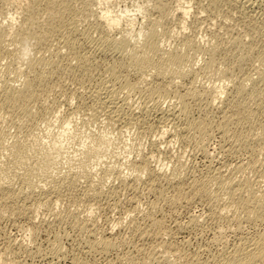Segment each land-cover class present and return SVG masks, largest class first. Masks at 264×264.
<instances>
[{"label": "rangeland", "instance_id": "374dc122", "mask_svg": "<svg viewBox=\"0 0 264 264\" xmlns=\"http://www.w3.org/2000/svg\"><path fill=\"white\" fill-rule=\"evenodd\" d=\"M176 1L178 0H109L108 4L106 5V0H0V31L6 30L8 32L7 36H5L3 39L4 40L3 44H5V41H6V45L8 44L7 48H9L11 51L8 55H5L6 53L2 54V56L5 59L2 58V56L0 57V59H3L2 61L0 60V70L4 68L6 69V66L7 67L10 66L9 68H11L10 70L9 68H7L8 70L7 69L2 70L0 73L1 75L2 74L4 75L2 76L0 75L1 78L9 79L12 76V78L13 77L15 78V80L13 78L14 83H16V85L18 84L17 87L18 86L22 87L21 83L24 82L23 81L24 79H26L27 77L30 78L31 76L37 77L40 75L39 73H41L40 71L41 67H44L43 69L46 70V72H48L47 73L48 75L47 77H45V80H44L45 84L41 85L42 87H39V86L37 87V88H41L42 91L41 89H36V91L39 90V92H42V93L37 92L38 93L37 98L39 99L36 98L35 101H32V103L31 102L29 103L31 110L37 107V109L35 108L33 111L35 110H36L35 112L38 111L37 112L38 114H40L39 112L41 111L43 112V110L44 111L46 110L45 112L46 114H44L46 118L41 114L40 115L36 114L35 116L37 117L34 116L36 119H29V116H27L28 114H25V117H24V113L15 112L14 114H11L12 113L11 112L9 114H6L9 111H7L5 107L0 106V113H1L0 114L1 116L0 117V139H1L0 142L3 141L0 144L5 143L4 146L0 147V150H1L0 153L2 152L0 154V167H1L0 168V182L4 184H11L12 188L14 187L15 190L18 189L19 191L18 190L17 191L19 192V197H18L20 201L19 203L23 204L22 206H24V207L21 206L22 213L12 212L13 213L12 214L11 212L6 211V214L8 215L4 214L3 216H1L5 212L1 213V211H3L2 210L3 201L0 197L1 199L0 201L2 202L0 203V209L2 208L0 210V258L4 259L6 264H11V262L13 264H81V263L82 264H85V263L86 264H156L157 262H158L157 264H182V262H184L183 264H187L188 261H191L193 264H195L196 262H198L199 264H205L207 262H211L215 254L216 256L214 257L213 260L218 259L220 257L221 258L224 257V255H226L225 252L228 253V251L231 250L233 244L236 243L237 234L235 233V229L237 226L240 227L239 229L243 228L242 230H240V235L242 236L251 237V235L253 234L254 235L262 234V233L264 234V228H263L264 223L258 220L256 221L252 213L248 214V212H245L239 206V200L242 197L243 198L245 197L246 199H248L249 203L251 202L252 205L254 204L253 206H255L256 203L259 201H260L259 203L261 204L263 203L264 205V195H262L264 194V169H263L264 168V147H263L264 146L263 145L264 144V139H263L264 138V132H263L264 122H262L264 121V118H262L264 117V111L262 110L263 108L262 109L260 108L261 105L262 106L264 105L260 102L262 101L264 103V89H263L264 88L263 86L264 85V80H263L264 79V0H249V1L248 0H227V1L226 0H219V1H216V0H200V1L199 0H183L185 1V5L190 8V14L186 18L185 21H183V19L180 16H178L176 13L173 12V10L176 7ZM137 3L139 4L142 10L140 11V13L136 14L132 28L135 31H137L139 30L140 27L141 28L143 27V30H146L149 27H156V26L159 27L160 26L161 28L159 27V30H158L159 33L164 32V33H161L160 35L163 34L164 37L168 38L165 41L166 38L163 37L162 39V36H160L161 38L160 40L165 41L163 42L165 43L164 45L162 43V46H164L163 47L164 52L167 50L174 52L175 49L172 47H175L176 48L175 52L182 55L184 60L185 59L188 60V61L186 60L184 61L183 66L177 67V65L175 66L173 63L171 65L170 62H169L170 64L168 65V62H166L164 66L166 65L169 66L167 67V71H166V67H164L165 71L162 76L157 77V78L154 76L152 77L149 76L150 78L149 79L148 76L146 77L147 74L143 76L145 73L144 71L141 72L142 70L139 71L138 69L134 70V67L132 69V66H130L129 68L127 67L129 65H126L129 63L131 59L129 57L131 56V54L129 55V53L134 54V56L140 55L142 52L141 46L140 48H138V49H141V51L136 49L135 53L137 54H135L133 53L134 51L131 48H125V50H123V48H120L118 46L117 47L115 46L116 47L115 49L113 46H109V48L106 47L107 49L96 47L97 49H100L98 51L96 50V48H93V47L91 48V45L87 43L86 44L84 43V47H86L89 51L84 47L81 49H84L85 51L88 52L87 53L88 54V60H87L88 64L82 65L77 62L76 58L74 60V56H72L73 54L69 52V50L65 49L62 46L63 43L61 42L63 40V37L65 35H69V34H65L67 32L66 28L64 29V27H61L55 32L57 36H60V37L62 36L61 37L62 40L56 35L52 36L49 34V37L52 36V38H54V39H49V37L46 36L47 34L46 35L43 34L44 33L43 30H45L46 27H48L54 21H58L57 20L58 17L67 18V16L70 14V17L75 16L71 18L73 20L72 21L73 25L76 29V33L73 34V37L79 35V37L77 38L82 39L86 32L90 36V38L93 37L92 38L93 40L104 38V36L105 38L111 37V36H115L119 38L122 35V33L124 34L126 33L125 32L126 30L128 31L130 29L129 28L130 26L128 25L129 26L128 27L124 21H121L120 24L116 26L117 28L113 30H108L109 32L106 31L105 26L104 28H102V27H99L100 25L95 24V23H97V20L99 19L100 14L102 13L103 9L106 6H109V7L112 6L113 8L115 7L114 10H117L119 8H124V6L126 5V7H128L130 10H135ZM162 7L165 9V11ZM168 7L170 8L167 9ZM65 8L68 10L65 11ZM167 10H169L170 13L167 14V16H164V14L168 13ZM75 22H79V23H75ZM164 22H166L167 26H165ZM154 23L156 24V26L154 25ZM160 24H162V26ZM39 29H42V30H39ZM78 29L79 31H77ZM86 29L89 31H86ZM163 29L167 30V32L164 31ZM168 29L170 30V32ZM37 31L38 33L40 32L39 35H42V36H38ZM58 31L60 33H58ZM62 32L63 33L65 32L64 35L62 34ZM168 33L170 34V37H168L169 36ZM167 34L168 36H166ZM39 37L40 39L41 37H43L42 38L43 40H40ZM185 39L188 43H186ZM53 40L54 42H57L58 44L56 43L54 45ZM141 40L144 41L143 38H141ZM182 41H185L186 44H183ZM46 42H48L49 44ZM50 42L52 44H50ZM191 42L193 43L190 44ZM48 46L51 47L53 50L48 51ZM26 47L32 49L31 57L43 56L42 52H45V48H46L47 49L46 51H48V53L45 52L46 54L43 56L44 59L47 60L48 58L47 61H49V59H52V58L55 59V54H56V56L58 55L57 56L58 58H56L55 60H57V62L61 66H59L58 69H54V67H52L49 64H47L49 65V68L46 67V64H45L44 66L36 67L37 69H34L35 71L28 70L29 72H27L26 68L28 66L29 59H25L20 62L19 59L17 58L18 53H21ZM55 47L58 48L57 50L59 49L61 50H59L58 52L56 51ZM177 47H180L179 48L180 50ZM118 48H120L121 51L122 50L123 51L118 52L117 51ZM169 48H172L174 50H171ZM111 49H114V50L111 51ZM244 49L245 51H243ZM37 51L39 52L41 51L42 54ZM60 51H62L61 54H60ZM91 51H93L92 52L93 54L91 53L93 57L90 55ZM36 52L37 54L39 53L40 55L35 54ZM67 54L68 56H66ZM70 56H72V58ZM59 57L61 58L63 57V58L60 59ZM124 58H126L127 60ZM207 58L208 59L210 58L211 60L210 59L209 60L212 61L213 64H211L210 62L211 65H209ZM60 60L62 61L60 62ZM232 60L234 62H232ZM229 61H231V63L233 64L235 63L234 64L235 66L231 64ZM90 62H92V64ZM121 62H123V65ZM184 64L186 66H184ZM204 64H207V66L209 65L208 67L216 66V68L212 67L213 69L214 68L215 69L213 70L211 68L212 70L210 71L208 70L210 68H208ZM118 65H120V67ZM203 65H204V68H203ZM66 66L68 67L70 66V67L68 68ZM87 66L89 68H87ZM111 66L112 67L116 66L118 69L111 68ZM122 66L124 68H122ZM179 67H182V68H179ZM205 67L208 69H205ZM45 68H48V70ZM173 68L176 70L182 69V71H180L181 72L180 77L182 76L181 78L179 77L177 73H175ZM63 69L66 70V72ZM36 70L40 72H37ZM53 70L55 71L53 72ZM113 70L118 74V76H120L121 74L119 79L121 77L123 79H120V81L118 79L117 82L110 79L109 72L112 73ZM3 71L9 72V73H5ZM30 71L32 72L31 75L29 74L31 73ZM49 71L51 73H49ZM82 71L84 74H82ZM172 71L174 72V75H172L173 74ZM208 71L210 73H208ZM11 72L15 74H12ZM67 72L69 73L67 74ZM189 72H192V73H189ZM19 73H20V76L17 77ZM26 73L28 75L27 77H26ZM33 73H36V74H33ZM53 73H55L56 75ZM169 73H171V75ZM247 73H249L250 75ZM6 74H9L10 76ZM182 74L183 75L185 74L186 76H183ZM104 75H106V78L108 77V79H106ZM141 76L148 78V82L143 83L142 82L143 79ZM226 76L229 78L228 79L229 81L228 80L226 81L227 79ZM172 78L175 80L174 81L171 80ZM246 78H249V79H246ZM223 79L226 81L225 82L226 84L228 82L229 83L227 85L224 83L228 87H225V91L220 97V99L219 98L215 99L214 97L216 94L214 93H213L214 95H212L210 98H207L205 91H204L205 88H207V86L211 87L212 84L213 86L214 84H217V83L221 84L222 83L221 81H224ZM102 80H106L107 84H109V86H113L114 88L116 87L120 88V85L118 84L123 83V86L121 85L122 87L118 91V93H120L119 96L121 99L122 97L123 99L125 98L126 101L130 103L129 104L130 108L133 109L135 114L138 113L137 117L141 116V118L138 119V123L135 122L136 124L135 123L125 124V122L122 119L119 120V119H116L115 117H109V116L107 117L106 111L104 109H101L100 104L95 105V102L97 101H95L93 97L91 98V96H93L94 89H96L98 86V83H100L99 81H102ZM111 81L114 83H112ZM125 81H127L126 83L128 84L124 83ZM138 81L142 83H139ZM157 81L158 82L160 81L159 82L160 87H166V88L169 87L167 89L168 90L171 89L170 91L172 93H170V91L167 90L168 91L167 93H169L168 95H166L167 93L163 94V96L159 94H155V97L154 95H151V97H149L150 100H148L149 98L145 99L146 94L143 92L144 91L143 89L145 88V91H146L147 90L146 88L154 87L158 85ZM171 81L172 83H169ZM217 81H220V82H217ZM135 83L137 85L140 84L142 89L140 88V86L135 85ZM150 84H152V86H150ZM237 85H243L244 87L241 93L239 94V96L237 95V99L247 98L249 101L245 99V100H242V101H246L243 103L241 102V100L236 99L235 91H236V88L238 87ZM44 87H47V88H44ZM186 88L188 91L186 90ZM138 89H141L142 91ZM254 90L256 93L254 92ZM43 91L44 92L46 91V92L43 93ZM140 91L145 96H143V94ZM175 91L177 92L179 91L180 93H177ZM195 92H197V95ZM246 92H248L249 94ZM242 93L243 95H245L244 97L242 96ZM89 94L91 95L89 96ZM173 94L175 95L176 101L174 100ZM252 94H255V95H252ZM79 95L81 97H79ZM177 95L178 97L179 95H181L183 96V98L186 97L187 95V98H184L186 100L187 110H189V108L190 110H192V111L189 110L190 113L188 112V115L186 116L180 115L179 118L181 119L176 118L175 122L174 120L169 122L168 120H163L164 118H159V117H163V115L160 112H157V111L152 112L154 110L153 108L154 105L157 103L158 104L161 103L160 105L162 107H166V105L170 103L175 104L174 106L176 108L177 104L180 105L179 98L176 97ZM142 96L144 97V99ZM167 96H169L168 99H167ZM158 97L160 98V100ZM162 97L165 100H162ZM170 97H173V98H170ZM195 97L196 99H194ZM82 98H85V99L83 100ZM230 98L233 99V101ZM161 100L162 102H160ZM187 100H188V103H187ZM91 101L94 102L93 103L94 105L91 103ZM234 101L235 102L240 101V103H242L244 106L246 105L243 111L246 110L244 112H247V113H243V115H241L242 117L240 115H237L236 117L233 114V122L229 125L230 127L228 126L226 129L222 130L220 127V123H221L220 121L221 119H223L222 118L223 115L229 116L234 112L233 104L231 105V103ZM226 102L227 103L230 102V103L225 104ZM33 104H34V107H33ZM178 105L176 109L179 108ZM228 105H229V108H228ZM97 106L100 108H98ZM141 108L144 109L143 111L141 110L142 113L140 112ZM258 109H260L261 111ZM56 112L58 113L56 114ZM144 112H146V114ZM205 112L206 113L209 112L208 115ZM51 114L53 116H51ZM259 115L261 117H259ZM12 116L14 118V121L12 119ZM204 116H205V119H204ZM8 117L9 118L11 117V118L9 119ZM196 117L198 119L201 118L199 120H202V119L208 120L207 118H209L210 119L209 122H214V123H211L213 127H215V123H217L215 128L211 127V131L212 130L214 131L213 132L210 131L212 135L210 137L211 139L207 141L208 143L207 142L205 143V147L203 149L201 148V146L199 147V145L197 144L198 137L196 136V132H194L193 130H189L186 127L187 122L189 120L187 118H190L189 121H194ZM17 118L18 120H16ZM25 118L26 119L28 118L29 122L25 121L26 120ZM86 118L89 119L88 121L90 122H88ZM142 118L146 119L144 120L145 122L142 121ZM240 118H243V119H240ZM96 119H99V120H96ZM198 119L195 121H198ZM237 119H239L240 122H238L239 120ZM15 120L17 122H15ZM67 120H71V122L69 123V126L67 127L69 128L72 127L71 130L73 132L75 130L74 139L72 138L73 140L71 139L69 142L68 141L63 142L64 144H66L63 146L64 151L61 150L62 152L60 153V155H58L60 157L58 156L55 157L53 153L49 152L50 150L48 148V144L50 141L54 139V137L58 138V136L61 133L62 127H65L66 124L69 122ZM241 120L242 121L244 120V121L242 122ZM249 120L251 121L249 122ZM159 122L160 124L161 123L163 124L160 125ZM166 122L168 123L166 125L168 133L166 134L167 136L164 135V137L162 138V141L165 139L167 141H170L169 142L170 144H168V148L164 147L165 146L164 143L163 145L159 144V146L160 145L162 146H160V151L156 152L157 150L155 148H151L152 147L151 141L154 139V137L159 136V133L162 130L161 128L164 124H166ZM241 122L243 123V125ZM259 122L261 124H259ZM179 124L181 125L179 126ZM182 124H184V126ZM42 126L48 127L49 131L47 130V128L42 127ZM78 129L81 131H79ZM258 130H261V131H258ZM92 131L93 133H91ZM187 132H189L190 134ZM97 133L99 135H104L103 142H106V144L103 142L101 143L99 142L100 140L98 141L96 139H94L95 143H92L94 142V140L91 137L94 138V135H96ZM220 133H222L221 134L222 137L219 136ZM223 134H226V135L223 136ZM191 135L192 136L194 135V137H192ZM236 136L237 137L242 136V137H240V139L239 138L236 139L237 138ZM84 138H86L87 142L85 141L84 144H82L83 143L82 140H85ZM243 138H246V139H243ZM88 141H91L90 142L91 145ZM109 141L112 143L114 142L115 144L113 143L114 145L110 144L109 146V144H107L109 143ZM221 142L223 145L221 144ZM85 143L86 144L89 143L88 144L89 147H87L88 145L86 146ZM96 143L99 146L96 145ZM81 144L83 147L86 146L84 148L86 152L82 150L83 151L82 156H85V157L80 158L81 160L79 159V160L73 161L74 162V163L72 162L73 164L68 163L67 164L68 167L66 165L63 167H60L62 164H65V163H62V159H65L64 157H66L68 154L71 155L70 152H72V150L79 149ZM93 144L95 145L96 148H94ZM230 144L232 145L230 146ZM12 145L13 146L17 145L15 148H18V150L12 149L14 148L12 147ZM250 146H253L252 148L254 149L252 150ZM19 147L21 150L23 149L22 151H24V153L19 149ZM87 148H90V150H88ZM128 148L131 150V153L129 154V159L131 161H135V159L139 158L141 155L150 153L151 152L150 150H152L153 151L152 153L154 155V158L152 160L154 161H152L151 163L157 168L160 167V172H161L160 174H162L159 176L160 178L159 177L155 178L154 176L150 177L148 174L146 175V173L143 172L141 174V179L142 178L143 179L142 180L140 179V181H138L139 184L135 183V186H134V184H132L134 182H131V181H128V185L121 184L116 179V176H117L116 174H119V173H122L121 175L130 174L128 176L129 180H131L130 178H132L134 175V174H131V171H128V167L126 166V163H123L121 161L122 160L121 157L124 155L123 153H125L126 149ZM221 148H225V149L223 150ZM153 149H155L156 151ZM203 150H205L206 152L204 153ZM12 151H13V154H12ZM36 151L40 152V154L37 153ZM15 152H17L18 154ZM8 153H10L9 154L10 156H8ZM50 154H52L51 155L52 157L50 156ZM26 155L28 156L30 155V157ZM136 155H137V158H136ZM119 157L121 158V160ZM116 159L117 160L119 159L118 162L120 166H122L120 170L118 169L117 171H116V168H114L118 164ZM139 159H137L136 161H139ZM101 161L104 164H102ZM96 162L101 163L99 167L101 166L105 167L106 165L112 164L110 167L109 166L108 167L109 169L111 167L113 168L110 169L109 173L107 172L108 174L103 173L102 172L103 168L96 170L93 167L94 165H96L95 164ZM256 162L257 164H255ZM181 164H183V166ZM208 164H209V167H208ZM90 168H92V170ZM83 169L84 170L86 169L88 174L85 171L86 175L84 174L85 176H83L82 179H80V182L76 184L75 187H69L67 186V184H65V182L67 183L68 178H70L74 174L75 176L78 174L79 175L83 174L82 172ZM112 170H115V171L112 172ZM177 172H178V175L176 174ZM164 173L167 175H165ZM169 173L171 174L175 173L177 176L175 180L170 184L167 183V180H165L166 176L171 175ZM162 176L164 178H162ZM204 176H208L212 178L211 179L207 177L205 178ZM213 176H216V178ZM63 178H66V181H64L65 179L63 180L64 182L62 181L63 185H61L62 182H60L61 187H60V190H58V192L60 193L52 192L51 189H49L51 188V184L56 179H57L56 181H59V180L61 181ZM87 178L92 179V181L91 182L87 181ZM199 180L200 182H198ZM222 180H225V181L223 182ZM95 181H97L98 184ZM205 181H207V183ZM25 182L27 183L29 182V184L33 182V184L35 183L37 186L42 187L44 189V191H42L43 193L41 192V190L40 191L37 190V192L35 191L36 194L32 192L30 193L29 192L30 190L26 186L27 183ZM196 182L198 183L203 182L204 187L207 189L206 190L207 192L204 195H201L200 197H199L200 194L195 193L193 189L194 188L193 185L196 186L198 184ZM227 182H229V184ZM83 184H85V186ZM247 184L250 187H248ZM122 185L127 186V187H123ZM62 186H65L66 188ZM88 186L90 187L88 188ZM234 186H237V187H234ZM239 186L242 188H240ZM179 187H181L185 191L186 195L187 194L188 195L186 196L183 190ZM232 187L236 189L233 188V190H231ZM221 188L223 189L221 190ZM69 189L71 190L69 191ZM87 189L89 191H87ZM83 190H86V191H83ZM225 190L226 191L228 190V191L226 192ZM38 191L40 192L39 194H37ZM65 191H68V192H65ZM230 191L231 192L233 191V192L231 193ZM87 192L89 193L88 195H87ZM84 195H87L88 197ZM229 195L231 196L229 197ZM258 196L261 198L256 199L258 198ZM230 200H232L233 203L232 201L230 202ZM22 202H24L25 204ZM151 203L155 205V208H153L154 210L151 209L152 207H154ZM227 204H229L230 207ZM231 204L232 205L234 204V205L232 206ZM24 210L25 211L29 210V211L25 212ZM66 213H68L69 215ZM60 214L62 216H59ZM85 214H87L88 216H86ZM152 214H153V217L151 216ZM57 216L60 218L63 217V219L57 218ZM195 216L198 218H196ZM243 216H245L246 220H244L245 218ZM65 217L69 219L70 221L67 220ZM86 217L89 218V221L87 223L85 221ZM31 218H33L32 221H31ZM190 218L193 222L195 220L196 222L193 223L192 221H188ZM57 219H60L61 221ZM73 219L75 220L76 223H72L74 222ZM77 219L78 221L82 219L84 220L85 223L82 220L80 221L81 222L80 223L77 221ZM154 222H156L157 224L161 223L162 226L161 224H159L158 226H155ZM247 222H248V225H247ZM252 222L254 225L252 224ZM77 223H80V224H77ZM138 223L141 224V227H140V224ZM188 223H190L191 226ZM230 223L232 225H230ZM239 224H241V226ZM32 231L35 232V234L32 233ZM91 232L93 235L91 234ZM89 238L92 241H89L90 240ZM100 239H108V240L113 239V241L111 242L112 243L114 242V244H116V247H119V248H116L115 246H113L112 248L114 249H111V251L106 252L107 254L106 253L104 254L103 252H99L100 255L96 254V252L98 251L91 250L90 245L92 244V242L96 240H100ZM226 239H227L226 242L229 243L227 244L228 246L226 245V243L223 242ZM232 241H234V243ZM54 247H56L57 249H55ZM50 248L51 250H49ZM166 248H169V249H166ZM58 249L60 253L58 252ZM221 249L222 250L224 249V251H222ZM52 250L54 251V253ZM55 250L57 251L55 252ZM86 252L88 254H86ZM197 255L198 257H195ZM188 256H191V257H188ZM195 259H198V261L196 260V262H194ZM199 259L200 260L205 259L203 260L205 262L200 261ZM149 260H152V261H149ZM155 261L157 262L155 263Z\"/></svg>", "mask_w": 264, "mask_h": 264}, {"label": "bare ground", "instance_id": "6f19581e", "mask_svg": "<svg viewBox=\"0 0 264 264\" xmlns=\"http://www.w3.org/2000/svg\"><path fill=\"white\" fill-rule=\"evenodd\" d=\"M200 1V0H199ZM216 1H219V0H216ZM227 1V0H226ZM249 1V0H248ZM108 2H109V0H106V5L108 4ZM186 2H188V1H186ZM225 2V1H224ZM209 3H210V1H209ZM232 3V2H231ZM243 3V2H242ZM248 4V3H247ZM215 5V4H214ZM218 7H220V6H218ZM115 8V7H114ZM114 8L111 6V7H109V6H106L104 9H103V11H102V13L100 14V16H99V19L97 20V23H95V24H98V25H100L99 27H102V28H104V26H105V28H106V31H108V30H113V29H115V28H117L116 26H118L119 24H120V22L121 21H124L125 23H126V25L130 28H127V29H129L128 31L126 30H124L126 33H122V35L118 38V37H115V36H111V37H106L105 38V36H104V38H100V39H98V40H93L92 38H90V36L85 32V34H84V37L82 38V39H78L77 37H79V35L78 36H74L73 37V34L74 33H76V29H75V27H74V25H73V20L71 19V18H73V17H75V16H72V17H70V14L67 16V18H64V17H58L57 18V20L58 21H54L52 24H50L48 27H46V29L45 30H43V34H47L46 36H48L49 37V34L50 35H56V31L58 30V29H60L61 27H64V29L66 28L67 29V32L65 33V34H69V35H65L64 37H63V40H62V36L60 37V36H57V37H59V38H61V40H62V42L61 43H63V47L65 48V49H67V50H69V52H71L73 55L72 56H74V60H75V58H76V60H77V62L79 63V64H82V65H85V64H88L87 63V60H88V52L87 51H85L84 49H81V48H83L84 47V43L86 44H89V45H91V48L93 47V48H96V47H99V48H102V49H104V48H106V47H108L109 48V46H113L114 47V49L118 46V47H120V48H123V50H125V48H131L134 52L133 53H135V50L137 49V50H140L141 51V49H142V52H141V54L140 55H135L134 56V54H132V53H129V55L131 54V56H133V57H131V56H129L131 59H130V61H129V63L128 64H126V65H129V66H127V67H129L130 68V66H132V69H133V67H134V70L135 69H138L139 71L140 70H142L141 72H145L144 73V75L143 76H145L146 74V77L148 76V78H149V76H154V77H160V76H162L163 75V73H164V71H165V69H164V67H166V71H167V67H169V66H164V64H166V62H168V65L171 63V65H172V63L176 66L177 65V67L178 66H183V63H184V61L186 60H184V58H183V56L182 55H180L179 53H177V52H175V50H176V48L175 47H172V48H174V49H172V48H169V49H171V50H174V52L173 51H169V50H167V51H165L164 52V49H163V47L164 46H162V43L163 42H165L168 38L167 37H164L163 36V34L162 35H160L161 33H164V32H161V33H159V27H157L156 26V24L154 23V25L156 26V27H149V28H147L146 30H143V27L141 28H139V30H137V31H135L132 27H133V24H134V18L136 17V14L137 13H140V11L142 10L141 9V7L139 6V4L137 3L136 4V8H135V10H130L128 7H126V5L124 6V8H119V9H117V10H114ZM163 8V7H162ZM170 7H168L167 9H169ZM209 8V7H208ZM240 8V7H239ZM164 9V8H163ZM207 9V8H206ZM68 9H66L65 8V11H67ZM213 10V9H212ZM211 10V11H212ZM164 11H165V9H164ZM168 11V13H166V14H164V16H167V14H169L170 12H169V10H167ZM210 11V12H211ZM173 12L174 13H176L178 16H180L182 19H183V21H185L186 20V18L189 16V14H190V8L188 7V6H186L185 5V1H183V0H178V1H176V7H175V9L173 10ZM75 14V13H74ZM247 17H248V15H247ZM75 23H79V22H75ZM165 23V26H167L166 25V22H164ZM158 24V23H157ZM249 24V23H248ZM161 26H162V24H160ZM75 26H77V25H75ZM164 26V25H163ZM164 26V27H165ZM76 28H78V27H76ZM158 28V29H157ZM161 28V27H160ZM163 28V27H162ZM253 28V27H252ZM63 29V30H64ZM85 29V28H84ZM89 29V28H88ZM92 29H94V28H92ZM145 29V28H144ZM39 30H42V29H39ZM90 30V29H89ZM89 30H87L86 29V31H89ZM160 30H162V29H160ZM164 30V29H163ZM169 30V29H168ZM77 31H79V29L77 30ZM84 31V30H83ZM123 31V32H124ZM164 31H166L167 32V30H164ZM91 32V31H90ZM109 32V31H108ZM169 32H170V30H169ZM7 31L5 30V31H0V57L2 56V54H5V55H8L11 51H10V49L9 48H7L8 47V44L6 45V41H5V44H3V39H4V37L5 36H7ZM37 33H38V31H37ZM40 33V32H39ZM39 33H38V36H42V35H39ZM41 33V34H42ZM55 33V34H54ZM58 33H60L59 31H58ZM64 33L62 32V34L64 35ZM100 33V32H99ZM62 34H60V35H62ZM101 34V33H100ZM169 34V33H168ZM168 34L166 35V36H168ZM81 35V34H80ZM36 36V35H35ZM52 36L51 37H49V39H54V38H52ZM160 36H162V39H163V37L164 38H166L165 39V41H161L160 39ZM172 36V35H171ZM76 37V38H75ZM168 37H170V34H169V36ZM177 37V36H176ZM43 37H41V39H40V37H39V39L40 40H43L42 39ZM141 38H143V40L144 41H142L141 40ZM45 39H46V37H45ZM97 39V38H96ZM187 39H189V38H187ZM57 40V39H56ZM60 40V41H61ZM36 41H38V40H36ZM45 41V40H44ZM43 41V42H44ZM143 43H142V42ZM185 41H186V39H185ZM185 41H182L183 42V44H186V43H188L187 41H186V43H185ZM53 42H54V40H53ZM142 44H141V43ZM45 43V42H44ZM46 43H48V42H46ZM57 42H54V45L56 44ZM139 43V44H138ZM193 42H191L190 44H192ZM219 43V42H218ZM49 44V43H48ZM50 44H52L51 42H50ZM58 44V43H57ZM165 43H163V45H164ZM182 44V43H181ZM182 44V45H183ZM60 45V44H59ZM194 45H195V43H194ZM40 46H41V44H40ZM50 46V45H49ZM48 46V51H51V50H53L51 47H49ZM52 46V45H51ZM116 46V47H115ZM140 46L142 47L141 49H138V48H140ZM43 47V46H42ZM57 47H59V46H57ZM57 47H55V49H56V51H58L59 52V50H61V49H59V50H57L58 48ZM166 47V46H165ZM186 47V46H185ZM193 47V46H192ZM191 47V48H192ZM51 48V49H50ZM54 48V47H53ZM84 48H86V47H84ZM120 48H118V49H120ZM178 49L180 48V47H177ZM39 49H41V48H39ZM50 49V50H49ZM87 49V48H86ZM107 49V48H106ZM114 49H111V51L112 50H114ZM117 49V51L119 52V51H121V49L120 50H118ZM47 49L45 48V52L46 53H48V51H46ZM88 50V49H87ZM93 50H95V49H93ZM96 50H100V49H97L96 48ZM122 50V51H123ZM131 50V51H132ZM165 50H166V48H165ZM180 50V49H179ZM248 50V49H247ZM44 51V50H43ZM89 51V50H88ZM105 51V50H104ZM108 51V50H107ZM121 51V52H122ZM169 51V52H168ZM184 51V50H183ZM213 51V50H212ZM243 51H245V49L243 50ZM32 49L31 48H28V47H26L21 53H18V56H17V58L19 59V61L21 62L22 60H25V59H29V62H28V66H27V72H29L28 70H34V69H37L36 67H39V66H44L45 64H46V67H48L49 68V65H51L52 67H54V69H58L59 68V66H61L58 62H57V60H55L56 58H58L57 56H56V54H55V59H49V61H47L48 60V58H47V60L46 59H44V55L46 54L45 52H42L43 53V56H33V57H31L32 55ZM37 52H39V51H37ZM37 52L35 53V54H37ZM58 52H56V53H58ZM61 52L62 51H60V54H61ZM93 51H91L90 52V55H91V53H92ZM116 52V51H115ZM121 52H120V54H121ZM139 52V51H138ZM180 52V51H179ZM39 53H41V51L39 52ZM37 54V55H40V54ZM41 53V54H42ZM51 53V52H50ZM68 53V52H67ZM95 53V52H94ZM181 53V52H180ZM182 53H184V52H182ZM190 53V52H189ZM194 53V52H193ZM216 53H218V52H216ZM227 53V52H226ZM53 54V55H54ZM70 54V53H69ZM93 54V53H92ZM135 54H137V53H135ZM4 55V56H5ZM34 55V54H33ZM89 55V56H90ZM124 55V54H123ZM185 55V54H184ZM51 56V55H50ZM66 56H68V54L66 55ZM72 56H70L71 58H72ZM92 56V55H91ZM188 56V55H187ZM186 56V57H187ZM204 56V55H203ZM240 56V55H239ZM93 57V56H92ZM210 57V56H209ZM216 57V56H215ZM2 58H4L3 56H2ZM51 58V57H50ZM60 59H62L61 57H59ZM211 58V57H210ZM209 58V59H210ZM223 58V57H222ZM228 58H229V56H228ZM228 58H226V59H228ZM5 59V58H4ZM91 59H93V58H91ZM124 59H126V58H124ZM124 59H122V60H124ZM208 59V58H207ZM208 59V62H209V65H211V64H213V62L212 61H210ZM224 59V58H223ZM233 59V58H232ZM1 61L3 60V59H0ZM46 60V61H45ZM67 60H69V59H67ZM67 60H65V61H67ZM73 60V59H72ZM127 60V59H126ZM204 60H206V59H204ZM218 60V59H217ZM225 60V59H224ZM62 60H60V62H61ZM186 61H188V60H186ZM238 61V60H237ZM71 62V61H70ZM124 62V61H123ZM123 62H121L122 63V65H123ZM170 62V63H169ZM210 62H211V64H210ZM230 63H231V61H229ZM232 62H234L233 60H232ZM77 63V64H78ZM91 64H92V62H90ZM93 63H95V62H93ZM121 63H119V64H121ZM125 63H127V62H125ZM186 63V62H185ZM188 63V62H187ZM3 64H5V63H3ZM47 64H49V65H47ZM75 64V63H74ZM197 64V63H196ZM231 64H233V63H231ZM235 64V63H234ZM233 64V65H234ZM241 64V63H240ZM63 65V64H62ZM94 65V64H93ZM115 65V64H114ZM125 65V66H126ZM170 65V66H171ZM173 65V66H174ZM190 65V64H189ZM204 65H206L207 66V64H204ZM204 65H203V68H204ZM208 65V66H209ZM214 65H216V64H214ZM220 65V64H219ZM6 66V65H5ZM80 66V65H79ZM119 67H120V65H118ZM172 66V67H173ZM184 66H186L185 64H184ZM207 66V67H208ZM229 66V65H228ZM231 66V65H230ZM235 66V65H234ZM10 66H6V69L7 68H9ZM64 67V66H63ZM66 67H68V66H66ZM70 67V66H69ZM68 67V68H69ZM73 67V66H72ZM83 67H85V66H83ZM91 67H93V66H91ZM97 67V66H96ZM177 67H175V68H177ZM212 67H215L216 68V66H212ZM212 67H208V68H210V69H208V68H206L205 67V69H208V70H212L213 68ZM241 67H243V66H241ZM44 67H41L40 68V71H41V73H39L40 75L39 76H37V77H34V76H31L30 78H28L27 76V73H26V77L28 78H26V79H24L23 81V83H21L22 84V87L21 86H18L17 87V85H16V83H14V80H15V78H14V80H13V78H12V76H11V78H5V79H2L1 78V76L2 75H4V74H2L1 75V73H0V106H3V107H5L6 109H7V111H9V112H5L6 114H9V113H11V114H14L15 112H18V113H24V117H25V114H28L27 116H29V119H36L35 117H37V116H35L36 114L37 115H43L44 117H45V115L44 114H46L45 112H46V110L44 111L43 110V112L41 111V112H39L40 114H38L37 112H35V111H33L35 108L37 109V107H35L33 110H31V108H30V106H29V103L31 102L32 103V101H35L36 100V98H37V95H38V93L37 92H39V90L38 91H36V89H41V88H37L38 86L39 87H42L41 85H43V84H45V82H44V80H45V77H47V73L48 72H46V70H44L43 69ZM48 68H45V69H47L48 70ZM62 68V67H61ZM77 68V67H76ZM79 68V67H78ZM87 68H89L88 66H87ZM111 68H117L116 66H114V67H112L111 66ZM122 68H124L123 66H122ZM179 68H182V67H179ZM189 68V67H188ZM203 68H201V69H203ZM212 68V69H211ZM214 68V69H215ZM232 68H234V67H232ZM5 69V68H4ZM4 69H1L0 70V72L2 71V70H4ZM5 69V70H6ZM11 68H9V70H10ZM42 69V70H41ZM51 69V68H50ZM72 69V68H71ZM118 69V68H117ZM164 69V70H163ZM169 69V68H168ZM174 69V68H173ZM191 69V68H190ZM194 69V68H193ZM213 69V70H214ZM228 69H229V67H228ZM231 69V68H230ZM8 70V69H7ZM52 70V69H51ZM64 70V69H63ZM171 70H172V68H171ZM189 70V69H188ZM192 70V69H191ZM190 70V71H191ZM240 70V69H239ZM254 70V69H253ZM17 71V70H16ZM35 71V70H34ZM37 72H40V71H38V70H36ZM55 70H53V72H54ZM65 72H66V70H64ZM70 71V70H69ZM121 71V70H120ZM174 71H175V73H177L178 75H179V77H180V74H181V72L180 71H182V69L181 70H176V69H174ZM196 71H198V70H196ZM242 71V70H241ZM3 72H5V73H9V72H6V71H3ZM15 72V71H14ZM19 72V71H18ZM17 72V73H18ZM21 72V71H20ZM31 72V71H30ZM75 72V71H74ZM78 72V71H77ZM99 72V71H98ZM107 72H108V70H107ZM170 72V71H169ZM183 72H184V70H183ZM188 72V71H187ZM186 72V73H187ZM203 72V71H202ZM205 72H207V71H205ZM212 72H214V71H212ZM231 72V71H230ZM239 72V71H238ZM12 73V72H11ZM10 73V74H11ZM49 73H51L50 71H49ZM60 73V72H59ZM69 72H67V74H68ZM90 73V72H89ZM172 75H174V72L172 71ZM185 73V74H186ZM189 73H192V72H189ZM208 73H210L209 71H208ZM207 73V74H208ZM214 73H216V72H214ZM12 74H15V73H12ZM30 75L32 74V72L31 73H29ZM33 74H36V73H33ZM53 74H55V73H53ZM52 74V75H53ZM82 74H84L83 73V71H82ZM109 78L110 79H112L113 81H118V79H119V77L121 76V74H120V76H118V74L113 70L112 71V73L111 72H109ZM170 75H171V73H169ZM168 74V75H169ZM183 75V76H186V75ZM229 74V73H228ZM228 74H226V75H228ZM239 74V73H238ZM247 74H249V73H247ZM246 74V75H247ZM6 75H8V76H10L9 74H6ZM51 75V76H52ZM56 75V74H55ZM61 75V74H60ZM78 75V74H77ZM106 75H108V74H106ZM106 75H104V77L106 78ZM166 75V74H165ZM164 75V76H165ZM177 75V76H178ZM188 75V74H187ZM212 75H213V73H212ZM218 75V74H217ZM250 75V74H249ZM248 75V76H249ZM20 76V73H19V75L17 76V77H19ZM36 76V75H35ZM50 76V75H49ZM68 76V75H67ZM82 76V75H81ZM126 76V75H125ZM167 76V75H166ZM4 77V76H3ZM17 77H16V79H17ZM59 77V76H58ZM73 77V76H72ZM86 77V76H85ZM103 77V78H104ZM142 77V76H141ZM146 77H142V79H143V83L144 82H148V78H146ZM182 77V76H181ZM180 77V78H181ZM50 78V77H49ZM81 78V77H80ZM102 78V77H101ZM175 78V77H174ZM219 78V77H218ZM226 81L229 79L227 76H226ZM259 78V77H258ZM47 79V78H46ZM89 79V78H88ZM106 79H108V77L106 78ZM120 79H123L122 77L120 78ZM120 79H119V81H120ZM139 79H140V77H139ZM150 79V78H149ZM154 79V78H153ZM177 79V78H176ZM246 79H249V78H246ZM127 80V79H126ZM158 80V79H157ZM171 80H175V79H171ZM197 80V79H196ZM219 80H221V79H219ZM224 80V79H223ZM261 80V79H260ZM264 80V79H263ZM11 81H13V82H11ZM17 81V80H16ZM50 81V80H49ZM77 81V80H76ZM225 80L224 81H221L222 83L221 84H214V86H213V84H212V86H211V84H210V86L211 87H208L207 85V88H205V94H206V97L207 98H210L212 95H214V94H216L215 95V99H220V97L222 96V94L224 93V91H225V87H228V86H226L227 84L225 83L226 82ZM229 81V80H228ZM244 81V80H243ZM251 81V80H250ZM44 82V83H43ZM100 83H98V86H97V88L96 89H94V92H93V96H91V98L93 97L94 98V100L95 101H97V102H95V105L96 104H100V106H101V109H104L105 111H106V113H107V117L109 116V117H115L116 119H122L124 122H125V124L126 123H132V124H134L135 122H137L138 123V119H140L141 118V116L139 117H137V114H135V112L133 111V109H131L130 108V106H129V102H127L126 101V99L124 98L123 99V97H122V99L120 98V96H119V94L120 93H118V91L121 89V87L123 86V83H119L118 85H120V88L118 89L117 87L116 88H114L113 86H109V84H107V82H106V80H102V81H99ZM109 82V81H108ZM112 82V81H111ZM115 82V83H116ZM127 81H125L124 83H126ZM139 82V81H138ZM137 82V83H138ZM142 82H139V83H142ZM158 82V81H157ZM160 82V81H159ZM159 82H158V85H159ZM163 82V81H162ZM192 82V81H191ZM217 82H220V81H217ZM252 82V81H251ZM86 83V82H85ZM88 83V82H87ZM110 83V82H109ZM112 83H114V82H112ZM149 83H150V81H149ZM169 83H172V81L171 82H169ZM226 85H225V84ZM257 83V82H256ZM107 84V85H106ZM126 84H128V83H126ZM130 84V83H129ZM153 84V83H152ZM152 84H150V86H152ZM157 84V83H156ZM236 84V83H235ZM240 84V83H239ZM246 84V83H245ZM48 85H49V83H48ZM81 85V84H80ZM114 85V84H113ZM122 85V86H121ZM135 85H137L136 83H135ZM134 85V86H135ZM142 85V84H141ZM158 85H156V86H154V87H149V88H146L147 90L145 91V88L143 89L144 91V93L146 94V96L141 92L142 90V87L140 86V84L139 85H137V86H140V88L141 89H138V90H141L140 92L143 94V96H145L146 98L145 99H147V98H149V97H151V95H154V97H155V94H159V95H162L163 96V94H166L168 91H170L171 89H167V88H169V87H160V85L158 86ZM209 85V84H208ZM46 86V85H45ZM53 86V85H52ZM60 86V85H59ZM89 86H90V84H89ZM95 86V85H94ZM109 86V87H108ZM116 86V85H115ZM166 86V85H165ZM172 86V85H171ZM234 86H236V85H234ZM238 87L236 88V91H235V93H236V99H237V95L239 96V94L241 93V91L243 90V85H237ZM247 86V85H246ZM258 86H259V84H258ZM264 86V85H263ZM20 87V88H19ZM144 87H145V85H144ZM255 87V86H254ZM44 88H47V87H44ZM83 88V87H82ZM133 88V87H132ZM138 88V87H137ZM171 88V87H170ZM189 88V87H188ZM256 88V87H255ZM250 89V88H249ZM264 89V88H263ZM44 90H46V89H44ZM91 90V89H90ZM106 90V91H105ZM168 90V91H167ZM174 90H175V88H174ZM186 90H187V88H186ZM41 91H42V89H41ZM188 91V90H187ZM246 91H247V89H246ZM46 92V91H45ZM44 91H43V93H45ZM174 92V91H173ZM175 92H177V91H175ZM231 92V91H230ZM254 92H255V90H254ZM258 92V91H257ZM39 93H42V92H39ZM140 93V94H141ZM170 93H172L171 91H170ZM177 93H180L179 91L177 92ZM189 93V92H188ZM196 93V95H197V92H195ZM214 93V94H213ZM246 93H248V92H246ZM253 93V92H252ZM256 93V92H255ZM259 93V92H258ZM77 94V93H76ZM169 93H167L166 95H168ZM232 94V93H231ZM249 94V93H248ZM247 94V95H248ZM82 95V94H81ZM88 95V94H87ZM91 94H89V96H90ZM174 95V94H173ZM181 95H183V94H181ZM181 95H179V97H178V95L176 96V97H178L179 98V104L181 105H178V109H176L177 108V105H176V108H175V104H168V105H166V107H162L160 104H155L154 105V110L152 111V112H160L162 115H163V117H159V118H164L163 120H168L169 122H171V121H173L174 120V122L176 121L175 119L176 118H179V116L180 115H184V116H186V115H188V112H189V110H190V108H189V110H187V104H186V100L184 99V98H187V95H186V97H184L183 98V96H181ZM191 95V94H190ZM196 95H194V96H196ZM199 95V94H198ZM229 95V94H228ZM252 95H255V94H252ZM40 96V95H39ZM142 96V97H143ZM192 96V95H191ZM193 96V97H194ZM242 96L244 97L245 95H243V93H242ZM241 96V97H242ZM79 97H81L80 95H79ZM78 97V98H79ZM85 97V96H84ZM153 97V96H152ZM159 97H161V96H159ZM158 97V98H159ZM164 97H165V95H164ZM168 97L169 96H167V99H168ZM174 97V100H175V95L173 96ZM173 97H170V98H173ZM240 97V98H241ZM250 97V96H249ZM42 98V97H41ZM90 98V99H91ZM233 98V97H232ZM37 99H39V98H37ZM71 99V98H70ZM83 100L85 99V98H82ZM143 99H144V97H143ZM156 99H157V97H156ZM177 99V98H176ZM194 99H196V97L194 98ZM231 99V98H230ZM245 99H247V98H244V99H237V100H241V102H246V101H242V100H245ZM148 100H150V98L148 99ZM147 100V101H148ZM153 100H154V98H153ZM159 100H160V98H159ZM162 100H165L163 97H162ZM162 100L160 101V102H162ZM170 100V99H169ZM169 100H168V102H169ZM200 100V99H199ZM198 100V101H199ZM214 100V99H213ZM232 101H233V99H231ZM235 100V99H234ZM260 100V99H259ZM82 101V100H81ZM176 101V100H175ZM178 101V100H177ZM196 101V100H195ZM203 101V100H202ZM204 101H206V100H204ZM210 101V100H209ZM215 101V100H214ZM247 101H249L248 99H247ZM83 102V101H82ZM201 102V101H200ZM224 102V101H223ZM228 102V101H227ZM225 103V104H229V103ZM235 102V101H234ZM234 102H232L231 103V105L233 104V108H234V112L231 114V115H229V116H224L223 115V119H221V123L220 122H218V123H220V127H221V129L223 130V129H226L232 122H233V114L237 117V115H243V113H247V112H244V111H246V110H244L243 111V109L246 107V105L244 106L242 103H240V101H236L235 103ZM258 102V101H257ZM262 104H264L262 101H260ZM37 103V102H36ZM53 103V102H52ZM91 103L93 104L94 102H92L91 101ZM139 103V102H138ZM152 103H154V102H152ZM187 103H188V100H187ZM206 103V102H205ZM248 103V102H247ZM246 103V104H247ZM261 103H260V105H261ZM46 104V103H45ZM190 104V103H189ZM251 104V103H250ZM253 104V103H252ZM258 104V103H257ZM76 105V104H75ZM94 105V104H93ZM146 105V104H145ZM150 105V104H149ZM206 105V104H205ZM218 105V104H217ZM259 105V104H258ZM257 105V106H258ZM32 106V105H31ZM82 106V105H81ZM201 106V105H200ZM207 106V105H206ZM224 106V105H223ZM33 107H34V104H33ZM98 107V106H97ZM190 107H191V105H190ZM208 107V106H207ZM215 107V106H214ZM40 108H42V107H40ZM98 108H100V107H98ZM206 108V107H205ZM213 108V107H212ZM228 108H229V105H228ZM248 108V107H247ZM263 111H264V105L262 106L261 105V107H260ZM2 109H4V108H2ZM1 109V110H2ZM6 109H4V110H6ZM48 109V108H47ZM51 109V108H50ZM93 109V108H92ZM146 109V108H145ZM149 109V108H148ZM227 109V108H226ZM141 110L143 111L144 109H140V112H141ZM147 110V109H146ZM145 110V111H146ZM204 110H206V109H204ZM228 110V109H227ZM226 110V111H227ZM256 110V109H255ZM258 110H260V109H258ZM137 111V110H136ZM148 111V110H147ZM190 111H192V110H190ZM261 111V110H260ZM99 112V111H98ZM204 112V111H203ZM202 112V113H203ZM210 112V111H209ZM208 112V113H209ZM257 112H259V111H257ZM257 112H256V114H257ZM50 113V112H49ZM58 112H56V114H57ZM93 113V112H92ZM104 113V112H103ZM105 113V114H106ZM142 113V112H141ZM145 114H146V112H144ZM190 113V112H189ZM206 113V112H205ZM208 113H206L207 115H208ZM224 113V112H223ZM1 114V113H0ZM225 114V113H224ZM249 114H251V113H249ZM254 114V113H253ZM259 114V113H258ZM3 115V114H2ZM17 115V114H16ZM55 115V114H54ZM93 115V114H92ZM96 115V114H95ZM99 115V114H98ZM97 115V116H98ZM245 115H247V114H245ZM26 116V117H27ZM35 116V117H34ZM51 116H53L52 114H51ZM71 116V115H70ZM97 116H95V117H97ZM203 116V115H202ZM206 116V115H205ZM205 116H204V119H205ZM250 116V115H249ZM1 117V116H0ZM16 117V116H15ZM17 117H19V116H17ZM30 117H32V118H30ZM34 117V118H33ZM41 117V116H40ZM92 117V116H91ZM94 117V116H93ZM242 117V116H241ZM246 117V116H245ZM259 117H261L260 115H259ZM258 117V118H259ZM9 118V117H8ZM11 118V117H10ZM9 118V119H10ZM22 118V117H21ZM46 118V117H45ZM44 118V119H45ZM49 118V117H48ZM56 118V117H55ZM239 118V117H238ZM262 118H264V117H262ZM12 119H13V121H14V118H13V116H12ZM26 119V118H25ZM24 119V120H25ZM28 118L25 120V121H28L29 120ZM38 119V118H37ZM42 119H43V117H42ZM68 119V118H67ZM87 119V118H86ZM111 119V118H110ZM109 119V120H110ZM113 119V118H112ZM179 119H181V118H179ZM179 119H178V121H179ZM182 119H183V117H182ZM187 119H189L190 120V118H187ZM187 119H185V120H187ZM192 119V118H191ZM195 119V118H194ZM198 118L196 117V119L195 120H197ZM199 119H201V118H199ZM198 119V121H189L188 120V122H187V128L189 129V130H193L194 132H196V136L198 137V139H197V144L199 145V147L201 146V148L203 149L204 147H205V143L209 140V139H211L210 137L212 136L211 135V133H210V131H211V127H213L212 125H211V123H214V122H209L210 121V119L209 118H207L208 120H199ZM212 119H213V117H212ZM211 119V120H212ZM240 119H243V118H240ZM255 119V118H254ZM16 120H18V118L16 119ZM15 120V122H17ZM22 120V119H21ZM39 120V119H38ZM46 120V119H45ZM44 120V121H45ZM89 119H87V121H88ZM96 120H99V119H96ZM144 120H146L145 118H142V121H144ZM235 120V119H234ZM237 120H239V119H237ZM236 120V121H237ZM257 120V119H256ZM24 121V122H25ZM55 121V120H54ZM67 121H69L67 124H66V126L65 127H62V129H61V133H60V135L58 136V138L57 137H54V139L52 140V141H50L49 142V144H48V148H49V152H51V153H53L54 155H55V157H57L58 155H60V153L62 152L61 150H63V146L64 145H66V144H64L63 142H69L72 138L74 139V132H75V130H74V132L71 130V128L72 127H67V126H69V123L71 122V120H67ZM114 121H116V120H114ZM184 121V120H183ZM242 121V120H241ZM244 121V120H243ZM242 121V122H243ZM251 120H249V122H250ZM261 121V120H260ZM24 122H23V124H24ZM29 122V121H28ZM27 122V123H28ZM88 122H90V121H88ZM120 122V121H119ZM145 122V121H144ZM161 122H163V121H161ZM180 122H182V121H180ZM186 122V121H185ZM238 122H240V120L238 121ZM241 122V123H242ZM247 122V121H246ZM245 122V123H246ZM254 122V121H253ZM262 122H264V121H262ZM22 123V122H21ZM26 123V122H25ZM31 123V122H30ZM40 123V122H39ZM85 123V122H84ZM108 123V122H107ZM235 123V122H234ZM113 124V123H112ZM128 124V125H129ZM136 124V123H135ZM159 124H160V122H159ZM163 123H161L160 125H162ZM168 123L166 122V124H164L163 126H162V130L160 131V133H159V136L158 137H154V139L151 141L152 143H151V148H155V149H153V150H155L156 152H158V151H160V146H162L163 145V143L165 144V148L167 147L168 148V144H170L169 142L170 141H167V140H163L162 141V138L164 137V135H166L167 133H168V130H167V127H166V125H167ZM216 124L217 123H215V127H216ZM259 124H261L260 122H259ZM21 125V124H20ZM19 125V126H20ZM35 125V124H34ZM38 125V124H37ZM36 125V126H37ZM114 125V124H113ZM159 125V126H160ZM181 124H179V126H180ZM183 126H184V124H182ZM235 125V124H234ZM239 125H240V123H239ZM242 125H243V123H242ZM255 125V124H254ZM18 126V127H19ZM28 126V125H27ZM30 126V125H29ZM71 126H73V125H71ZM121 126V125H120ZM233 126V125H232ZM249 126V125H248ZM42 127H45V126H42ZM215 127H213V128H215ZM230 127V126H229ZM234 127V126H233ZM20 128V127H19ZM45 128H47V130L49 131V129H48V127H45ZM158 128V127H157ZM182 128V127H181ZM237 128V127H236ZM242 128V127H241ZM262 128V127H261ZM180 129V128H179ZM220 129V130H221ZM246 129V128H245ZM264 129V128H263ZM77 130V129H76ZM79 130V129H78ZM101 130H103V129H101ZM126 130V129H125ZM186 130V129H185ZM241 130V129H240ZM16 131V130H15ZM79 131H81V130H79ZM188 131V130H187ZM214 130H212L211 132H213ZM258 131H261V130H258ZM88 132H89V130H88ZM103 132H105V131H103ZM222 132V131H221ZM233 132H235V131H233ZM256 132V131H255ZM264 132V131H263ZM44 133V132H43ZM77 133H79V132H77ZM91 133H93V131L91 132ZM185 133V132H184ZM187 133H189V132H187ZM219 133V132H218ZM223 133V132H222ZM222 133H220V135L219 136H221V134ZM239 133V132H238ZM258 133V132H257ZM98 134V133H97ZM94 135V138L93 137H91L93 140L94 139H96V140H100L99 142H103L104 141V135ZM102 134V133H101ZM106 134V133H105ZM190 134V133H189ZM243 134H245V133H243ZM256 134V133H255ZM263 134V133H262ZM188 135V134H187ZM224 135H226V134H223V136ZM235 135V134H234ZM233 135V136H234ZM22 136V135H21ZM167 136V135H166ZM192 136V135H191ZM42 137V136H41ZM60 137V138H59ZM87 137V136H86ZM152 137V136H151ZM169 137V136H168ZM185 137H187V136H185ZM192 137H194V135L192 136ZM222 137V136H221ZM228 137V136H227ZM232 137V136H231ZM237 137V136H236ZM240 137H242V136H240ZM240 137H237L236 139H240ZM260 137V136H259ZM262 137V136H261ZM3 138V137H2ZM167 138V137H166ZM170 138V137H169ZM188 138H190V137H188ZM220 138V137H219ZM230 138V137H229ZM234 138V137H233ZM7 139V138H6ZM17 139H19V138H17ZM72 139V140H73ZM85 140H82V144H84V142L86 141V138H84ZM171 139V138H170ZM232 139V138H231ZM235 139V138H234ZM243 139H246V138H243ZM251 139V138H250ZM264 139V138H263ZM1 140V139H0ZM34 140V139H33ZM90 140V139H89ZM189 140V139H188ZM222 140V139H221ZM225 140V139H224ZM16 141V140H15ZM18 141V140H17ZM40 141V140H39ZM92 141V140H91ZM91 141H88L89 143L91 142ZM196 141V140H195ZM261 141H263V140H261ZM3 142V141H2ZM2 142H0V143H2ZM87 142V141H86ZM99 142H97V143H99ZM236 142V141H235ZM238 142H240V141H238ZM259 142H260V140H259ZM11 143H13V142H11ZM18 143V142H17ZM16 143V144H17ZM81 143V142H80ZM88 143V144H89ZM92 143H95V140H94V142H92ZM96 143V145H98ZM103 143H105L106 144V142H103ZM114 143V142H113ZM112 142H110L109 141V143H107V144H109V146H110V144H113ZM172 143V142H171ZM208 143V142H207ZM224 143V142H223ZM230 143V142H229ZM247 143V142H246ZM262 143V142H261ZM4 144L5 143H3V144H0V147H2V146H4ZM8 144V143H7ZM20 144V143H19ZM26 144V143H25ZM82 144H81V146H80V148L79 149H76V150H72V152H70L71 153V155H67L66 157H64L65 159H62V163H65V164H62L60 167H63V166H67V164L69 163V164H71L73 161H76V160H79L80 158H82V157H85V156H82L83 155V151L82 150H84V148L88 145V144H86L85 143V147H83L82 146ZM115 144V143H114ZM113 144V145H114ZM159 144H162V145H160L159 146ZM196 144V143H195ZM221 144H222V142H221ZM248 144V143H247ZM260 144V143H259ZM90 145H91V143H90ZM118 145V144H117ZM126 145V144H125ZM128 145V144H127ZM223 145V144H222ZM232 144H230V146H231ZM238 145V144H237ZM250 145V144H249ZM254 145V144H253ZM258 145V144H257ZM264 145V144H263ZM17 146V145H16ZM15 145L13 146L12 145V147H14V148H12V149H17L18 150V148H15L16 147ZM21 146V145H20ZM79 146V145H78ZM93 146H94V148H96L95 147V145L93 144ZM99 146V145H98ZM108 146V147H109ZM195 146V145H194ZM241 146V145H240ZM244 146V145H243ZM246 146V145H245ZM255 146V145H254ZM8 147H9V145H8ZM27 147V146H26ZM68 147V146H67ZM87 147H89V145L87 146ZM117 147H119V146H117ZM127 147H129V146H127ZM126 147V148H127ZM150 147V146H149ZM221 147V146H220ZM223 147V146H222ZM224 147H225V145H224ZM249 147V146H248ZM253 146H250V148L253 150L254 148H252ZM264 147V146H263ZM66 148V147H65ZM64 148V149H65ZM91 148H93V147H91ZM124 148V147H123ZM231 148V147H230ZM243 148H245V147H243ZM6 149V148H5ZM19 149H20V147H19ZM31 149V148H30ZM40 149V148H39ZM88 150H90V148H87ZM129 149V148H128ZM126 149V151H125V153H123L124 155L121 157L122 158V160H121V158H120V160L123 162V163H126V166L128 167V171H131V174H134L133 175V177L132 178H130L131 180H129L128 178V176L130 175H128V174H123V175H121L122 173H119V174H116L115 176H116V179L121 183V184H123V185H128V181H131V182H134V183H132V184H134V186H135V183H138V181H140V179H141V174L143 173V172H145L146 173V175L148 174L150 177H152V176H154L155 178L156 177H159L160 175H162V174H160L161 172H160V167L159 168H157L156 166H154V165H152V161H154V160H152L153 158H154V155H153V151L152 150H150L151 152L150 153H146V154H143V155H141L139 158H137V155H136V158L137 159H139V161H136L137 159H135V161H131L130 159H129V154L131 153V150L129 149ZM206 149V148H205ZM221 149H225V148H221ZM261 149H263V148H261ZM21 150V149H20ZM23 150V149H22ZM21 150V151H22ZM35 150V149H34ZM41 150V149H40ZM93 150V149H92ZM139 150V149H138ZM165 150V149H164ZM207 150V149H206ZM246 150H247V148H246ZM1 151V150H0ZM8 151V150H7ZM31 151V150H30ZM64 151V150H63ZM85 152H86V150H84ZM127 151H129V152H127ZM163 151V150H162ZM204 151V153L206 152L205 150H203ZM257 151V150H256ZM23 153H24V151H22ZM27 152V151H26ZM37 152V151H36ZM141 152V151H140ZM2 153V152H1ZM0 153V154H1ZM15 153H17V152H15ZM21 153V152H20ZM19 153V154H20ZM29 153H31V152H29ZM37 153H39L40 154V152H37ZM48 153V152H47ZM113 153H115V152H113ZM142 153V152H141ZM251 153H253V152H251ZM10 153H8V156H10L9 155ZM12 154H13V151H12ZM18 154V153H17ZM26 154V153H25ZM109 154V153H108ZM24 155V154H23ZM43 155H44V153H43ZM42 155V156H43ZM52 154H50V156H51ZM62 155V154H61ZM65 155H66V153H65ZM65 155H63V156H65ZM85 155V154H84ZM110 155V154H109ZM139 155V154H138ZM204 155H206V154H204ZM15 156V155H14ZM26 156H28V155H26ZM32 156V155H31ZM36 156H37V154H36ZM39 156V155H38ZM111 156V155H110ZM211 156V155H210ZM28 157H30V155L28 156ZM52 157V156H51ZM58 157H60V156H58ZM255 157V156H254ZM19 158V157H18ZM50 158V157H49ZM114 158V157H113ZM249 158V157H248ZM2 159V158H1ZM15 159V158H14ZM30 159V158H29ZM46 159H48V158H46ZM107 159V158H106ZM109 159V158H108ZM213 159V158H212ZM4 160V159H3ZM81 160V159H80ZM117 160V159H116ZM119 160V159H118ZM118 160H117V162H118ZM251 160V159H250ZM249 160V161H250ZM16 161V160H15ZM38 161V160H37ZM54 161H55V159H54ZM91 161V160H90ZM106 161V160H105ZM105 161H103V162H105ZM254 161V160H253ZM2 162V161H1ZM7 162V161H6ZM24 162V161H23ZM74 163V162H73ZM72 163V164H73ZM93 163V162H92ZM101 163H102V161H101ZM100 162L98 163V162H96L95 164L96 165H94L93 167L97 170H99L100 168H103L101 171L103 172V173H106V174H108L109 173V171H110V169L111 168H113V167H111L110 169H109V167L112 165V164H110V165H106L105 167H103V166H101V167H99V165L101 164ZM114 163V162H113ZM252 163H254V162H252ZM251 163V164H252ZM6 164V163H5ZM10 164V163H9ZM8 164V165H9ZM13 164V163H12ZM39 164V163H38ZM49 164V163H48ZM82 164V163H81ZM102 164H104V163H102ZM106 164V163H105ZM117 164V163H116ZM247 164V163H246ZM255 164H257V162L255 163ZM254 164V165H255ZM1 165H3V164H1ZM122 165V164H121ZM124 165V164H123ZM161 165V164H160ZM182 166H183V164H181ZM53 166V165H52ZM109 166V167H108ZM207 166V165H206ZM205 166V167H206ZM249 166H251V165H249ZM8 167V166H7ZM9 167H11V166H9ZM51 167V166H50ZM56 167H57V165H56ZM68 167V166H67ZM92 167V168H93ZM122 166H120V164H119V162H118V164L116 165V167H114V168H116V171L119 169L120 170V168H121ZM126 167V168H127ZM177 167V166H176ZM208 167H209V164H208ZM1 168V167H0ZM59 168V167H58ZM57 168V169H58ZM92 168H90L91 170H92ZM93 168V169H94ZM183 168V167H182ZM5 169V168H4ZM11 169V168H10ZM26 169V168H25ZM87 169V168H86ZM86 169L83 171L82 170V172H83V174H78V175H76L75 176V174L73 175V176H71L70 178H68V180H67V183L65 182V184H67V186H69V187H75V185L76 184H78L79 182H80V179H82V177L83 176H85L86 174H85V171H86ZM162 169V168H161ZM264 169V168H263ZM127 170V169H126ZM182 170V169H181ZM181 170H179V171H181ZM64 171H66V170H64ZM81 171V170H80ZM89 171V170H88ZM113 171H115V170H112V172ZM173 171V170H172ZM176 171V170H175ZM63 172V171H62ZM79 172V171H78ZM91 172V171H90ZM96 172V171H95ZM98 172H100V171H98ZM108 172V173H107ZM174 172V171H173ZM213 172V171H212ZM256 172V171H255ZM30 173V172H29ZM75 173V172H74ZM86 173H87V171H86ZM111 173V172H110ZM181 173V172H180ZM179 173V174H180ZM188 173V172H187ZM206 173V172H205ZM85 174V175H84ZM88 174V173H87ZM105 174V175H106ZM113 174V173H112ZM165 174V173H164ZM163 174V175H164ZM169 174H171V173H169ZM177 175H178V172L176 173ZM176 174L175 173H172L171 175H168V176H166L165 178V180H167V183H172L174 180H175V178L177 177L176 176ZM208 174V173H207ZM206 174V175H207ZM8 175H10V174H8ZM104 175V176H105ZM165 175H167V174H165ZM263 175V174H262ZM66 176H68V175H66ZM101 177H103V176H101ZM205 178L207 177V178H210V177H208V176H204ZM213 177H215L216 178V176H213ZM262 177V176H261ZM29 178V177H28ZM46 178V177H45ZM51 178V177H50ZM160 178V177H159ZM158 178V179H159ZM162 178H164L163 176H162ZM212 178V177H211ZM210 178V179H211ZM9 179V178H8ZM41 179V178H40ZM65 179V180H64ZM143 179V178H142ZM141 179V180H142ZM148 179V178H147ZM193 179V178H192ZM203 179V178H202ZM201 179V180H202ZM221 179V178H220ZM241 179V178H240ZM1 180H2V178H1ZM22 180V179H21ZM45 180H47V179H45ZM57 180V179H56ZM54 181L52 184H51V188H49V189H51V191L52 192H58V190H60V182H62L63 180L64 181H66V178H63L61 181L59 180V181ZM86 180V179H85ZM233 180V179H232ZM246 180V179H245ZM17 181V180H16ZM27 181V180H26ZM31 181V180H30ZM63 181V182H64ZM87 181H89V182H91L92 181V179H89V178H87ZM102 181V180H101ZM116 181V180H115ZM204 181V180H203ZM211 181H213V180H211ZM223 182L225 181V180H222ZM227 181V180H226ZM229 181V180H228ZM259 181V180H258ZM46 182V181H45ZM63 182L61 183V185H63ZM85 182V181H84ZM96 183H97V181H95ZM118 182V183H119ZM198 182H200V180L198 181ZM198 182H196V183H198ZM206 183H207V181H205ZM220 182V181H219ZM6 183V182H5ZM8 183H10V182H8ZM25 183H27V182H25ZM130 183V182H129ZM195 183V182H194ZM228 184H229V182H227ZM231 183V182H230ZM29 182L27 183V187H28V189L30 190L29 192L31 193H35L36 194V192H37V190H41V192L42 191H44V189L42 188V187H39V186H37L35 183L33 184V182L32 183H30L29 185ZM93 184V183H92ZM98 184V183H97ZM139 184V183H138ZM183 184V183H182ZM192 184H193V182H192ZM249 184V183H248ZM247 184V186L248 187H250L249 185ZM253 184V183H252ZM252 184H251V186H252ZM84 186H85V184H83ZM118 185V184H117ZM122 185V186H123ZM172 185V184H171ZM240 185V184H239ZM78 186V185H77ZM98 186V185H97ZM130 186V185H129ZM169 186V185H168ZM173 186V185H172ZM176 186H177V184H176ZM179 186V185H178ZM194 186V191H195V193H198V194H200L199 195V197L201 196V195H204L207 191V189L204 187V183L203 182H201V183H198L196 186L195 185H193ZM222 186H224V185H222ZM228 186V185H227ZM241 186V185H240ZM239 186V187H240ZM62 187H65V186H62ZM90 186H88V188H89ZM102 187V186H101ZM123 187H127V186H123ZM163 187V186H162ZM190 187H191V185H190ZM234 187H237V186H234ZM234 187H232V189L231 190H233V188ZM66 188V187H65ZM85 188V187H84ZM174 188H176V187H174ZM179 188H181V187H179ZM189 188V187H188ZM224 188V187H223ZM223 188H221V190L223 189ZM240 188H242V187H240ZM26 189V188H25ZM67 189H68V187H67ZM72 189V188H71ZM71 189H69V191L71 190ZM86 189V188H85ZM182 189V188H181ZM234 189H236V188H234ZM248 189H250V188H248ZM18 190V189H17ZM17 190H15L14 189V187L12 188V186H11V184H4V183H2V182H0V197H1V199H2V201H3V203L0 201V203H2V205H3V211H1V213L2 212H5V213H3L1 216H3L4 214H6V211H9V212H21V208L22 207H24V206H22L23 204H21V203H19L20 201H19V199H18V197H19V190L17 191ZM96 190V189H95ZM174 190V189H173ZM183 190V189H182ZM36 191V192H35ZM38 191V193L37 194H39L40 192ZM83 191H86V190H83ZM87 191H89L88 189H87ZM162 191V190H161ZM164 191V190H163ZM178 191V190H177ZM189 191H191V190H189ZM188 191V192H189ZM193 191V192H194ZM226 191V190H225ZM228 191V190H227ZM226 191V192H227ZM237 191V190H236ZM23 192V191H22ZM65 192H68V191H65ZM93 192V191H92ZM179 192H181V191H179ZM183 192H184V194L186 195V193H185V191L183 190ZM193 192H192V194H193ZM231 192V191H230ZM233 192V191H232ZM231 192V193H232ZM246 192V191H245ZM249 192V191H248ZM262 192V191H261ZM28 193V192H27ZM26 193V194H27ZM43 193V192H42ZM58 193H60V192H58ZM99 193V192H98ZM176 193V192H175ZM257 193H259V192H257ZM29 194V193H28ZM89 193L87 192V195H88ZM177 194V193H176ZM180 194V193H179ZM227 194H229V193H227ZM244 194V193H243ZM246 194V193H245ZM261 194V193H260ZM46 195V194H45ZM87 195H84V196H87ZM95 195V194H94ZM188 195V194H187ZM186 195V196H187ZM231 195H233V194H231ZM231 195H229V197L231 196ZM239 195V194H238ZM237 195V196H238ZM262 195H264V194H262ZM27 196V195H26ZM67 196V195H66ZM162 196V195H161ZM191 196V195H190ZM247 196V195H246ZM39 197V196H38ZM49 197V196H48ZM88 197V196H87ZM165 197V196H164ZM181 197V196H180ZM44 198V197H43ZM97 198V197H96ZM100 198V197H99ZM177 198H179V197H177ZM176 198V199H177ZM183 198V197H182ZM185 198H187V197H185ZM184 198V199H185ZM190 198V197H189ZM193 198V197H192ZM204 198V197H203ZM206 198V197H205ZM259 198H261V197H259L258 196V198H256V199H259ZM0 199V200H1ZM22 199V198H21ZM48 199V198H47ZM47 199H46V201H47ZM105 199V198H104ZM159 199V198H158ZM224 199V198H223ZM229 199V198H228ZM94 200V199H93ZM261 200V199H260ZM70 201V200H69ZM232 200H230V202H231ZM235 201H236V199H235ZM234 201V202H235ZM259 201V200H258ZM263 201V200H262ZM256 202H257V200H256ZM260 202V201H259ZM259 202H257L256 203V205L255 206H253L252 204H251V202L249 203V201H248V199H246L245 197L243 198H241L240 200H239V206L241 207V209L242 210H244L245 212H248V214H250V213H252L253 214V216L255 217V219H256V221L258 220V221H261L262 223H264V205H263V203L261 204V203H259ZM22 203H24V202H22ZM174 203V202H173ZM172 203V204H173ZM189 203V202H188ZM229 203V202H228ZM232 203H233V201H232ZM25 204V203H24ZM32 204V203H31ZM90 204H92V203H90ZM152 204V203H151ZM181 204V203H180ZM235 204V203H234ZM233 204V205H234ZM253 206H251V205ZM1 205V206H2ZM37 205V204H36ZM153 205V204H152ZM227 205H229V204H227ZM232 205V204H231ZM232 205V206H233ZM22 206V207H21ZM154 207H152L151 209H153V208H155V205H153ZM236 206V205H235ZM93 207V206H92ZM100 207V206H99ZM228 207V206H227ZM229 207H230V205H229ZM52 208V207H51ZM223 208V207H222ZM222 208H220V209H222ZM232 208V207H231ZM237 208H239V207H237ZM0 209V210H1ZM25 209H27V208H25ZM29 209V208H28ZM31 209V208H30ZM48 209V208H47ZM227 209V208H226ZM235 209H236V207H235ZM54 210V209H53ZM65 210V209H64ZM88 210V209H87ZM150 210V209H149ZM154 210V209H153ZM238 210H240V209H238ZM25 211V210H24ZM26 211H29V210H26ZM25 211V212H26ZM92 211V210H91ZM220 211V210H219ZM224 211V210H223ZM229 211V210H228ZM228 211H227V213H228ZM24 212V213H25ZM88 212V211H87ZM148 212H150V211H148ZM225 212V211H224ZM22 213V212H21ZM48 213H50V212H48ZM74 213V212H73ZM220 213V212H219ZM238 213V212H237ZM13 214V213H12ZM15 214V213H14ZM66 214H68V213H66ZM216 214H218V213H216ZM244 214V213H243ZM6 215H8V214H6ZM16 215V214H15ZM22 215V214H21ZM31 215V214H30ZM33 215V214H32ZM35 215V214H34ZM55 215V214H54ZM56 215H58V214H56ZM69 215V214H68ZM86 216H88L87 214H85ZM90 215V214H89ZM126 215V214H125ZM149 215V214H148ZM213 215V214H212ZM17 216V215H16ZM59 216H62L61 214L59 215ZM71 216H73V215H71ZM70 216V217H71ZM152 217H153V214L151 215ZM68 217V216H67ZM82 217V216H81ZM80 217V218H81ZM90 217V216H89ZM196 217V216H195ZM244 218H245V216H243ZM34 218V217H33ZM33 218H31V221H32V219ZM56 218V217H55ZM57 218H60V217H58L57 216ZM66 218V217H65ZM75 218V217H74ZM149 218V217H148ZM151 218V217H150ZM192 218H194V217H192ZM196 218H198V217H196ZM222 218V217H221ZM60 219H63V217L62 218H60ZM60 219H57V220H60ZM67 219V218H66ZM65 219V220H66ZM83 219V218H82ZM82 219H80V221L82 220ZM85 219V218H84ZM88 219V220H87ZM120 219V218H119ZM223 219V218H222ZM248 219V218H247ZM67 220H69V219H67ZM227 220V219H226ZM244 220H246V218L244 219ZM34 221V220H33ZM61 221V220H60ZM70 221V220H69ZM73 221L74 222H72V223H76L75 222V220L73 219ZM77 221H78V219H77ZM80 221H78V222H80ZM83 222H84V220H82ZM85 221H86V223L89 221V218H87L86 217V219H85ZM134 221V220H133ZM152 221H153V219H152ZM156 221V220H155ZM188 221H192L191 220V218L188 220ZM157 222V221H156ZM156 222H154V224H155V226H158L159 224H161V223H159V224H157ZM193 222V221H192ZM196 222V220L193 222V223H195ZM199 222V221H198ZM81 223V222H80ZM80 223H77V224H80ZM85 223V222H84ZM92 223V222H91ZM127 223V222H126ZM129 223V222H128ZM132 223V222H131ZM131 223H130V225H131ZM149 223V222H148ZM240 223V222H239ZM243 223V222H242ZM76 224V225H77ZM138 224H140V223H138ZM152 224V223H151ZM189 225H190V223H188ZM233 224H235V223H233ZM245 224V223H244ZM252 224H253V222H252ZM251 224V225H252ZM258 224V223H257ZM34 225H35V223H34ZM57 225H59V224H57ZM85 225V224H84ZM133 225V224H132ZM136 225V224H135ZM194 225V224H193ZM230 225H232L231 223H230ZM240 226H241V224H239ZM247 225H248V222H247ZM254 225V224H253ZM263 225V224H262ZM81 226V225H80ZM150 226V225H149ZM161 226H162V224H161ZM191 226V225H190ZM226 226H228V225H226ZM237 226V225H236ZM113 227V226H112ZM140 227H141V224H140ZM148 227V226H147ZM152 227V226H151ZM160 227V226H159ZM158 227V228H159ZM232 227V226H231ZM134 228V227H133ZM137 228V227H136ZM149 228V227H148ZM157 228V227H156ZM219 228V227H218ZM233 228V227H232ZM240 227L239 226H237L236 227V229H235V233L237 234V238H236V243L235 244H233L234 243V241H232L233 243V246H232V248H231V250L230 251H228V253L227 252H225V254L226 255H224V257H220V258H218V259H215V260H213L214 259V257L216 256V254H215V256H213V258H212V260H211V262H207V263H205V264H264V234L262 235V234H257V235H251V237H246V236H242V235H240V230H242V229H239ZM264 228V227H263ZM34 229V228H33ZM81 229H82V227H81ZM160 229V228H159ZM162 229V228H161ZM231 229V228H230ZM29 230H31V229H29ZM36 230V229H35ZM103 230V229H102ZM133 230V229H132ZM137 230V229H136ZM138 230H140V229H138ZM145 230V229H144ZM226 230V229H225ZM261 230V229H260ZM263 230V229H262ZM146 231V230H145ZM230 231V230H229ZM228 231V232H229ZM233 231V230H232ZM262 232V231H261ZM32 233H34L35 234V232H33L32 231ZM83 233V232H82ZM142 233V232H141ZM159 233V232H158ZM163 233H165V232H163ZM231 233V232H230ZM258 233H260V232H258ZM91 234H92V232H91ZM148 234V233H147ZM90 235V234H89ZM93 235V234H92ZM140 235V234H139ZM221 235V234H220ZM248 235H250V234H248ZM99 236V235H98ZM155 236V235H154ZM160 236V235H159ZM56 237V236H55ZM88 237V236H87ZM103 238H105V237H103ZM106 238H108V237H106ZM90 239V238H89ZM110 239V238H109ZM53 240V239H52ZM89 241H92L91 239L89 240ZM111 241H113V239H111V240H108V239H100V240H96V241H94V242H92V244L90 245V249L91 250H97L98 252H96V254H99V252H103L104 254L106 253V252H108V251H111V249H114V248H112L113 246H115L116 247V244H114V242L112 243ZM219 241H221V240H219ZM218 241V242H219ZM227 241V239L226 240H224L223 242L224 243H226V245L227 244H229V243H227L226 242ZM87 242V241H86ZM217 242V243H218ZM15 243V242H14ZM20 244H22V243H20ZM114 244V245H113ZM122 244V243H121ZM221 244H223V243H221ZM11 245V244H10ZM85 245H87V244H85ZM173 245V244H172ZM225 245V244H224ZM231 245V244H230ZM19 246V245H18ZM118 246V245H117ZM221 246H223V245H221ZM228 246V245H227ZM226 246V247H227ZM10 247V246H9ZM26 247V246H25ZM20 248V247H19ZM55 249H57L58 248V246H57V248L56 247H54ZM54 248H52V249H54ZM116 248H119V247H116ZM223 248V247H222ZM166 249H169V248H166ZM49 250H51V248L49 249ZM60 250H61V248H60ZM87 250H89V249H87ZM143 250V249H142ZM201 250V249H200ZM222 250V249H221ZM6 251V250H5ZM40 251V250H39ZM53 251V250H52ZM57 250H55V252H56ZM86 251V250H85ZM168 251V250H167ZM181 251V250H180ZM222 251H224V249L222 250ZM41 252V251H40ZM50 252V251H49ZM58 252H59V249H58ZM57 252V253H58ZM53 253H54V251H53ZM60 253V252H59ZM210 253V252H209ZM220 253V252H219ZM223 253V252H222ZM86 254H88L87 252H86ZM89 254H90V252H89ZM93 254V253H92ZM107 254V253H106ZM100 255V254H99ZM186 255V254H185ZM196 255V254H195ZM219 255V254H218ZM3 256H4V254H3ZM180 256V255H179ZM192 256V255H191ZM191 256H188V257H191ZM188 257H186V258H188ZM195 257H198V255L197 256H195ZM104 258V257H103ZM158 258H160V257H158ZM194 258V257H193ZM210 258V257H209ZM9 259V258H8ZM76 259V258H75ZM129 259V258H128ZM202 259V258H201ZM211 259V258H210ZM10 260V259H9ZM77 260V259H76ZM81 260V259H80ZM133 260V259H132ZM153 260H155V259H153ZM159 260V259H158ZM169 260V259H168ZM191 260V259H190ZM196 260L198 261V259H195V261L194 262H196ZM200 260V259H199ZM203 260H205V259H203ZM203 260H200V261H203ZM207 260H208V258H207ZM14 261V260H13ZM149 261H152V260H149ZM161 261V260H160ZM157 261H155V263H156ZM186 262V261H185ZM203 262H205V261H203ZM153 263V262H152ZM158 263V262H157ZM156 263V264H157ZM184 262H182V264H183ZM196 263H198V262H196ZM195 263V264H196ZM0 264H6V262H5V260L4 259H2V258H0ZM11 264H13L12 262H11ZM82 264V263H81ZM86 264V263H85ZM187 264H193L191 261H188V263ZM199 264V263H198Z\"/></svg>", "mask_w": 264, "mask_h": 264}]
</instances>
